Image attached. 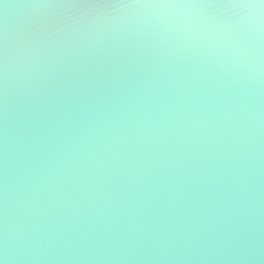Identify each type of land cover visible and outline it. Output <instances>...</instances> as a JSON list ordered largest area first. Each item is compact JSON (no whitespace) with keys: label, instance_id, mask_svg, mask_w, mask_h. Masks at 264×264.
<instances>
[{"label":"water","instance_id":"95a60500","mask_svg":"<svg viewBox=\"0 0 264 264\" xmlns=\"http://www.w3.org/2000/svg\"><path fill=\"white\" fill-rule=\"evenodd\" d=\"M243 2L0 0L5 264H264Z\"/></svg>","mask_w":264,"mask_h":264},{"label":"clouds","instance_id":"9594fccd","mask_svg":"<svg viewBox=\"0 0 264 264\" xmlns=\"http://www.w3.org/2000/svg\"><path fill=\"white\" fill-rule=\"evenodd\" d=\"M245 10V22L250 29L259 30L264 25V0H245L232 5ZM155 7H199L198 5H155ZM6 257H0V264H5Z\"/></svg>","mask_w":264,"mask_h":264}]
</instances>
